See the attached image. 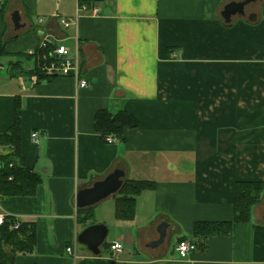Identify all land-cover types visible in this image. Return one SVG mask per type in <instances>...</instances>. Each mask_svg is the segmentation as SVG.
Returning a JSON list of instances; mask_svg holds the SVG:
<instances>
[{"label": "crops", "instance_id": "obj_1", "mask_svg": "<svg viewBox=\"0 0 264 264\" xmlns=\"http://www.w3.org/2000/svg\"><path fill=\"white\" fill-rule=\"evenodd\" d=\"M242 1L1 0L0 135L19 110L21 158L42 180L33 196L0 197V215L36 230L33 250L14 264H264V191L249 223L207 238L186 259L176 252L179 241L194 240L196 223L233 222L238 183L264 184V0L245 9L254 22L221 17ZM77 14V27L60 23ZM46 39L78 48L89 88L72 77L39 80L27 51ZM99 112H126L139 126L103 136ZM119 165L126 181L155 190L137 199L133 221L115 218L119 193L82 221L89 209L77 207L78 193ZM92 225L109 229L98 256L78 243ZM162 225L164 243L150 247ZM117 243L122 253L111 251Z\"/></svg>", "mask_w": 264, "mask_h": 264}, {"label": "trees", "instance_id": "obj_2", "mask_svg": "<svg viewBox=\"0 0 264 264\" xmlns=\"http://www.w3.org/2000/svg\"><path fill=\"white\" fill-rule=\"evenodd\" d=\"M4 8L0 0V16L4 15ZM3 39L4 35L0 33V60L8 55L6 52L7 43ZM33 73L39 80L55 78L42 75L36 70ZM19 113L18 110L11 132L0 135V146L6 149V153L0 155V197L33 196L42 183L40 176L26 168L21 158ZM95 126L103 136L116 135L122 138L123 129L137 128L139 121L126 112L117 114L99 112L96 115ZM155 186L153 182L125 181L115 201V218L118 221H133L136 215L137 199L143 193L155 190ZM263 191L264 184L260 182L238 183L235 189L233 222L196 223L192 241L197 245V248H203L204 242L211 236L229 235L236 223H249L251 211L260 202ZM90 211V209L80 210L82 221L92 220L93 215ZM11 220L8 218L5 225L0 227V264H14L17 255L29 253L35 246V227L23 224L18 231H13L11 229L13 221Z\"/></svg>", "mask_w": 264, "mask_h": 264}, {"label": "built area", "instance_id": "obj_3", "mask_svg": "<svg viewBox=\"0 0 264 264\" xmlns=\"http://www.w3.org/2000/svg\"><path fill=\"white\" fill-rule=\"evenodd\" d=\"M87 10L88 7L79 4L78 12ZM97 12V10H94V13ZM79 18L80 16L77 14L74 20L61 19L60 23L65 29H69L72 26L77 27ZM27 56L35 61V70L42 75L62 78L72 77L75 81L76 87L80 90L87 89L90 86V83L86 79H82L81 55L78 48L73 51L64 44H58L53 40L46 39L39 43L37 48L27 51ZM39 137V133L32 134V139L35 143L38 142ZM115 141L114 138H107L108 144H114ZM7 219L8 218L5 215H0V227L5 225ZM11 221H13L11 229L13 231H18L21 228V223L15 220ZM110 249L114 253L123 252V246L118 243L112 245ZM195 251H197V245L193 241L186 239L179 241L176 249L180 259H186ZM67 252L71 255L74 254L73 248H68Z\"/></svg>", "mask_w": 264, "mask_h": 264}, {"label": "water", "instance_id": "obj_4", "mask_svg": "<svg viewBox=\"0 0 264 264\" xmlns=\"http://www.w3.org/2000/svg\"><path fill=\"white\" fill-rule=\"evenodd\" d=\"M262 0H244L242 2H232L225 6L221 17L226 24H230L233 17L246 18L250 22L256 21L255 15L247 16L245 9L251 4ZM15 30L23 28L18 12L11 17ZM126 179V169L123 165L117 166L112 174L103 181L97 182L93 187L80 191L77 195V207L79 209H89L102 201L117 195L122 189ZM167 226L162 225L158 229L159 240L150 244V247H159L166 239ZM109 234V229L105 225H92L85 228L78 237V243L86 247L92 254L100 255L101 248L105 245Z\"/></svg>", "mask_w": 264, "mask_h": 264}, {"label": "rangeland", "instance_id": "obj_5", "mask_svg": "<svg viewBox=\"0 0 264 264\" xmlns=\"http://www.w3.org/2000/svg\"><path fill=\"white\" fill-rule=\"evenodd\" d=\"M113 201H110V203H112ZM109 203V204H110ZM105 214H107V210H105V212H104ZM110 239H111V237H109V241H110ZM173 244H174V242H173Z\"/></svg>", "mask_w": 264, "mask_h": 264}]
</instances>
